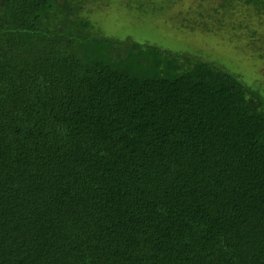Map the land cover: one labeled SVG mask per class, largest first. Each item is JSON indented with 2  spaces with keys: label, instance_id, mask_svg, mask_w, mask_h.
Here are the masks:
<instances>
[{
  "label": "trees",
  "instance_id": "obj_1",
  "mask_svg": "<svg viewBox=\"0 0 264 264\" xmlns=\"http://www.w3.org/2000/svg\"><path fill=\"white\" fill-rule=\"evenodd\" d=\"M178 1L0 0V264H264L262 84L97 16Z\"/></svg>",
  "mask_w": 264,
  "mask_h": 264
},
{
  "label": "rangeland",
  "instance_id": "obj_2",
  "mask_svg": "<svg viewBox=\"0 0 264 264\" xmlns=\"http://www.w3.org/2000/svg\"><path fill=\"white\" fill-rule=\"evenodd\" d=\"M116 4L112 2L109 6L106 4L105 7L99 8L103 15L100 16L102 14L100 13L97 16L102 17L100 21H102L103 30L121 34L135 31L134 35L138 37L150 35L149 32H151V36L159 37L160 41L167 40V43L175 37L177 42L192 41L205 44L212 59L223 60L225 63L222 64L233 68L245 81L249 83L257 81L259 85L262 84L260 93L264 96V13L256 16L249 8L237 2L235 8L229 10V17L226 18L224 10L220 9L219 0H180L174 4L171 14L176 17L181 16L183 22L181 24L184 27L181 25V28H177L179 24L177 25L175 21L172 24L173 21H171V27L178 30H176L178 35L172 36L173 34L169 33L173 31L171 28L168 34H165L168 31L165 26L169 23L165 20L170 13L163 12L164 8H160L151 15L148 13L141 20L146 28L148 26L156 28V31L150 28H147L150 30L147 31L144 28L138 29L136 24H132L137 23V17L123 7H115ZM202 10H206L204 17L199 13ZM98 17L95 16L94 19L97 21ZM197 17H202L199 22L195 21ZM203 23L206 26H202ZM187 26L192 27L186 29Z\"/></svg>",
  "mask_w": 264,
  "mask_h": 264
}]
</instances>
